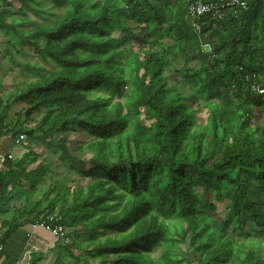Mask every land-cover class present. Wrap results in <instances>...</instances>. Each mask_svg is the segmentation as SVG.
I'll use <instances>...</instances> for the list:
<instances>
[{
	"label": "trees",
	"instance_id": "obj_1",
	"mask_svg": "<svg viewBox=\"0 0 264 264\" xmlns=\"http://www.w3.org/2000/svg\"><path fill=\"white\" fill-rule=\"evenodd\" d=\"M13 1L16 11L0 5L3 53L36 76L0 96V140L13 146L23 133L59 147L80 179L59 186L28 144L19 158L0 149V259L44 213L70 239L48 233L62 253L47 264H89L83 255L101 264H264V99L245 80L264 77V0H243L216 20L187 16L185 0ZM25 47L51 68L15 63ZM70 131L81 137L74 152L89 158L66 148Z\"/></svg>",
	"mask_w": 264,
	"mask_h": 264
},
{
	"label": "rangeland",
	"instance_id": "obj_2",
	"mask_svg": "<svg viewBox=\"0 0 264 264\" xmlns=\"http://www.w3.org/2000/svg\"><path fill=\"white\" fill-rule=\"evenodd\" d=\"M7 1L5 2V4L4 3L0 4L1 7L5 8L7 6L6 8H9L13 11H16V9L18 7V3L16 1H13V0H7ZM42 6L45 8H48L49 4L44 3ZM30 17L32 19L39 21V22H42V21L44 22V20H40L42 18L41 16L34 18L30 15ZM3 48H5V46L3 45L2 42H0V96L3 98V100H5L15 91V89L17 87H21V85L23 83L28 82L29 80L34 78L36 76V73L29 71V70L25 69L24 67H17L13 63H11L9 61L8 57L3 53ZM6 48H9V46H7ZM21 57H23L24 59H22ZM14 61H15V63H20L23 65L24 64H28V65H32V66L37 65V66H41L45 69L51 68L46 62L37 58L36 54L29 47H25L23 49V53H21L19 55L15 54L14 55ZM169 73H171V70H170V68H167L164 71V75H167ZM22 108H23L22 106L16 104L12 110V113H14V112H16ZM38 121H40V116L36 117L34 119V121L30 122L31 124H28V125L32 126V124L34 125V123L35 122L37 123ZM65 136H66V141H67L66 148L72 154L78 155L79 157H81L83 155L81 158H84V159H87L91 156V153L87 150H84L83 152H80V153L74 152V148L76 147V142L80 141V139H81L78 131H70V133L66 134ZM26 142L29 145V147L31 146L30 148L33 149V151H35L38 154V156H39L38 161L41 159L44 161L46 159L44 162L49 163L48 165H49L50 170H52V172H54L58 176V178L61 180L59 186L61 184H65V183L68 186H70L71 182H76L80 179L79 176H77L75 174H71L68 171V167L65 165L66 162L64 161L63 157L60 155V152L55 147L52 148L53 149L52 150L50 147L48 148L46 145H44L40 141L28 142L26 140ZM0 144L2 145L1 146L2 152L3 151L4 152L5 151H11V152L15 153V156L17 158H19L22 155V153L25 151V149H23V146L20 147L17 145H15V146L13 145V147H11L12 144H10V142H8L7 140H4V141H3V139L0 140ZM9 145H11V146H9ZM28 168H34V165L33 164L30 165ZM77 169L80 171L83 170V168L79 167V166ZM64 178H66V179H64ZM62 179H64V180H62ZM47 185H48L47 179L42 181V183L40 184L39 190L35 194V198H39L41 196V194L43 193V191ZM208 198L209 197H207V199ZM260 236L261 237H257L256 239H257V242L259 243L260 250L264 253V236L263 235H260ZM159 254H160V250L157 249L154 251L152 256L157 257ZM83 256H84V258L87 259L89 264H101L97 258H90V257H87L85 255H83ZM63 264H82V262L81 261L65 260Z\"/></svg>",
	"mask_w": 264,
	"mask_h": 264
},
{
	"label": "built area",
	"instance_id": "obj_3",
	"mask_svg": "<svg viewBox=\"0 0 264 264\" xmlns=\"http://www.w3.org/2000/svg\"><path fill=\"white\" fill-rule=\"evenodd\" d=\"M185 8L187 16L198 19L205 15H211L213 20L222 18V14L226 9H234L245 7V2L243 0H185ZM195 30H199V25L195 24ZM201 50L207 53L212 57L211 46L208 44H203ZM245 80L249 83L251 90L256 92L262 99H264V77L263 78H254L253 76L246 75ZM6 137L12 138L10 134ZM13 142L17 146H27L25 136L19 134L14 136ZM12 155V154H11ZM13 156V155H12ZM5 162V155L0 153V168ZM55 217L49 214H40L39 220L33 224H26L22 229L24 230L27 239L30 241L32 238V233L36 229H42L50 233L53 237L58 239L60 242L68 244L70 242L69 237L67 236L68 231L65 227L54 223ZM1 249V247H0Z\"/></svg>",
	"mask_w": 264,
	"mask_h": 264
},
{
	"label": "crops",
	"instance_id": "obj_4",
	"mask_svg": "<svg viewBox=\"0 0 264 264\" xmlns=\"http://www.w3.org/2000/svg\"><path fill=\"white\" fill-rule=\"evenodd\" d=\"M1 146L2 145L0 144V149ZM8 153L15 156V154L11 151ZM32 236L33 237L30 239V241L24 240L23 242L22 240H20L21 243L19 239L16 240L15 238H10L4 248L9 253V257L1 258L0 264H8L11 261H13V264H29L30 261L37 258L42 259L36 264H47L48 261H50L54 256H61L62 252L58 250L59 245H57L50 239L51 236L47 231H44L42 229L40 231L39 229H36V231H33Z\"/></svg>",
	"mask_w": 264,
	"mask_h": 264
},
{
	"label": "bare ground",
	"instance_id": "obj_5",
	"mask_svg": "<svg viewBox=\"0 0 264 264\" xmlns=\"http://www.w3.org/2000/svg\"><path fill=\"white\" fill-rule=\"evenodd\" d=\"M36 1H37V0H36ZM40 1H41V0H40ZM7 2H8V1H7ZM41 3H42V2H41ZM41 3H40V4H41ZM4 4H5V3H4ZM6 7H7V6H6ZM6 7H5V8H6ZM36 7H37V6H36ZM55 8H56V7H55ZM60 8H61V7H60ZM51 9H52V7H51ZM51 9H50V10H51ZM53 9H54V8H53ZM53 9H52V10H53ZM40 10H41V9H40ZM52 10H51V11H52ZM40 12H41V11H40ZM45 12H47V10H46ZM45 12H44V13H45ZM48 12H49V11H48ZM57 12H58V11H57ZM49 13H50V12H49ZM56 14H57V13H56ZM58 14H59V13H58ZM58 14H57V16H58ZM30 15H31V14H30ZM41 15H42V14H41ZM51 15H52V14H51ZM60 15H61V14H59V16H60ZM65 16H66V15H65ZM48 17H50V16H48ZM51 17H53V16H51ZM56 18H57V17H56ZM66 18H67V17H66ZM49 19H50V18H49ZM68 19H69V18H68ZM40 20H42V19H40ZM42 22H43V21H42ZM66 22H67V21H66ZM34 23H36V21H35ZM44 25H45V24H44ZM50 25H51V24H49V26H50ZM33 26H34V25H33ZM36 26H37V25H36ZM19 57H20V56H19ZM21 58L24 59L23 57H21ZM25 59H26V58H25ZM40 64H41V63H40ZM10 84H11V83H10ZM10 84H9V85H10ZM12 85H13V84H12ZM14 85H15V84H14ZM1 99H2V98H1ZM17 100H18V99H17ZM15 102H16V101H15ZM22 105H23V104H22ZM2 107H3V106H2ZM22 107H23V106H22ZM2 112H3V111H2ZM16 113H17V112H16ZM7 116H8V115H7ZM8 117H9V116H8ZM21 123H22V122H21ZM5 124H6V122H5ZM30 124H31V123H30ZM38 124H39V123H38ZM32 125H33V124H32ZM34 125H35V124H34ZM14 127H15V126H14ZM16 127H17V126H16ZM18 127H19V126H18ZM22 128H24V127H22ZM25 128H26V127H25ZM29 128H30V127L28 126V129H29ZM40 128H41V127H40ZM3 129H4V128H3ZM18 130H19V129H18ZM21 130H22V129H21ZM40 130H41V129H40ZM5 131H6V130H5ZM14 131H16V130L14 129ZM23 131H24V129H23ZM3 132H4V131H3ZM7 132H9V131H7ZM10 132H11V131H10ZM17 132H18V131H17ZM17 132L15 133V135H17ZM25 133H27V131H26ZM25 133H24V134H25ZM29 133H30V132H29ZM29 133H28L27 135H29ZM22 134H23V133H22ZM4 135H5V134H4ZM12 135H13V134H12ZM31 135H33V134H31ZM40 136H41V135H40ZM40 136H39V137H40ZM32 137H33V136H32ZM0 138H1V137H0ZM33 138H35V136H34ZM27 140H28V139H27ZM31 140H32V138H31ZM75 140H76V139H75ZM3 141H4V140H3ZM28 142H29V141H28ZM2 143H3V142H2ZM12 143H13V142H12ZM43 143H44V141H43ZM46 143H47V141L45 142V144H46ZM10 144H11V143H10ZM57 144H58V143H57ZM9 146H11V145H9ZM14 146H15V145H14ZM11 147H13V146H11ZM20 147H21V146H20ZM30 147H31V146H30ZM49 147H50V146H49ZM49 147H48V148H49ZM23 148H24V147H23ZM50 148H51V147H50ZM58 148H59V147H58ZM58 148H57V149H58ZM27 149H28V148H27ZM7 150H8V149H7ZM12 150H13V149H12ZM52 150H53V149H52ZM55 150H56V149H55ZM26 151H27V150H26ZM60 151H61V150H60ZM8 152H10V151H8ZM28 152H29V151H28ZM29 153H30V152H29ZM32 153H33V152H32ZM14 154H15V153H14ZM20 154H21V153H20ZM24 154H25V153H24ZM27 154H28V153H27ZM62 154H63V152H62ZM28 155H29V154H28ZM28 155H27V156H28ZM48 155H49V154H48ZM21 156H23V155H21ZM82 156H83V155H82ZM82 156H81V157H82ZM28 157H29V156H28ZM31 157L33 158V154H32ZM31 157H30V159H31ZM34 157H35V156H34ZM37 157H38V156H37ZM78 157H79V156H78ZM25 158H26V156H25ZM43 159H44V158H43ZM32 160L34 161V158H33ZM41 160H42V159H41ZM45 160H46V159H45ZM45 160H44V161H45ZM83 160H84V159H83ZM28 162H29V159H28ZM34 162H35V161H34ZM29 163H30V162H29ZM42 163H43V162H42ZM48 164H49V163H48ZM48 166H49V165H48ZM48 169H49V168H48ZM1 170H2V169H1ZM33 170H34V169H33ZM52 175H53V174H52ZM53 176H54V175H53ZM56 176H57V175H56ZM43 177H44V176H43ZM76 183H77V182H76ZM48 188H49V187H48ZM31 210H32V209H31ZM30 213H31V212H30ZM33 213H34V211H33ZM42 213H43V212H42ZM28 214H29V213H28ZM33 215H34V214H33ZM27 217H28V216H27ZM38 217H39V215H38ZM21 219H22V218H21ZM23 220H24V219H23ZM36 220H37V219H35V221H36ZM24 221H25V220H24ZM27 221H28V220H27ZM28 222H29V221H28ZM31 222H34V221H30V223H31ZM55 222H56V221H55ZM26 223H27V222H26ZM31 224H32V223H31ZM21 228H22V227H21ZM35 231H36V230H35ZM40 231H41V229H40ZM44 231H45V230H44ZM18 233H19V232H18ZM68 233H69V232H68ZM20 234H21V233H20ZM24 236H25V235H24ZM12 237H13V236H12ZM32 237H33V236H32ZM22 239H23V238H22ZM10 241H11V240H10ZM19 241H20V240H19ZM20 243H21V241H20ZM57 243H58V242H57ZM18 244H19V243H18ZM22 244H23V243H22ZM22 244H21V245H22ZM52 244H54V243H52ZM57 245H59V243H58ZM65 245H67V244H65ZM63 246H64V245H63ZM58 248H59V247H58ZM51 249H52V248H51ZM48 250H50V249H48ZM58 250H60V248H59ZM38 255H39V254H38ZM49 256H50V255H49ZM37 259H38V258H37ZM37 259L34 260V261H39V260H37ZM39 259H40V258H39ZM41 259H42V258H41ZM42 262H43V260H42Z\"/></svg>",
	"mask_w": 264,
	"mask_h": 264
}]
</instances>
